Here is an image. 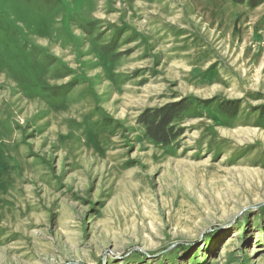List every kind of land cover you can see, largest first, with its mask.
I'll use <instances>...</instances> for the list:
<instances>
[{"label":"rangeland","instance_id":"obj_1","mask_svg":"<svg viewBox=\"0 0 264 264\" xmlns=\"http://www.w3.org/2000/svg\"><path fill=\"white\" fill-rule=\"evenodd\" d=\"M0 264H264V0H0Z\"/></svg>","mask_w":264,"mask_h":264},{"label":"trees","instance_id":"obj_2","mask_svg":"<svg viewBox=\"0 0 264 264\" xmlns=\"http://www.w3.org/2000/svg\"><path fill=\"white\" fill-rule=\"evenodd\" d=\"M159 113L155 115H149L148 117L142 118L141 122L147 135L153 139L155 142L169 145L171 140L173 139V127L171 123L177 118L171 113ZM175 137V136H174Z\"/></svg>","mask_w":264,"mask_h":264}]
</instances>
